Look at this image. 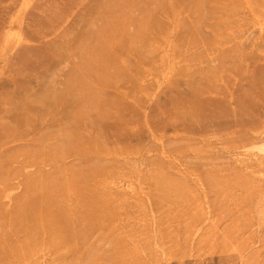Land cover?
Instances as JSON below:
<instances>
[{"label":"rangeland","instance_id":"rangeland-1","mask_svg":"<svg viewBox=\"0 0 264 264\" xmlns=\"http://www.w3.org/2000/svg\"><path fill=\"white\" fill-rule=\"evenodd\" d=\"M0 264H264V0H0Z\"/></svg>","mask_w":264,"mask_h":264},{"label":"bare ground","instance_id":"bare-ground-1","mask_svg":"<svg viewBox=\"0 0 264 264\" xmlns=\"http://www.w3.org/2000/svg\"><path fill=\"white\" fill-rule=\"evenodd\" d=\"M108 81V80H107ZM84 182H85V180H84ZM67 188V187H66Z\"/></svg>","mask_w":264,"mask_h":264}]
</instances>
